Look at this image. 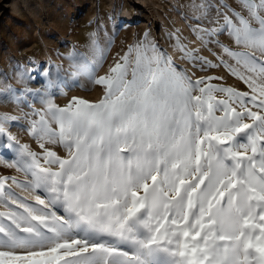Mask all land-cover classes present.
<instances>
[{"label":"snow or ice","instance_id":"obj_1","mask_svg":"<svg viewBox=\"0 0 264 264\" xmlns=\"http://www.w3.org/2000/svg\"><path fill=\"white\" fill-rule=\"evenodd\" d=\"M238 5H196L193 31L220 46L248 92L191 80L148 33L103 76L95 40L91 61L72 54L71 75L86 74L103 96L60 107L37 94L44 107L27 130L42 151L17 145L7 166L24 180L0 176V264H264V0ZM225 33L240 50L219 44ZM20 95L0 88V102ZM16 119L0 114V136ZM13 185L40 192L37 206ZM57 205L66 216L49 210Z\"/></svg>","mask_w":264,"mask_h":264},{"label":"rangeland","instance_id":"obj_2","mask_svg":"<svg viewBox=\"0 0 264 264\" xmlns=\"http://www.w3.org/2000/svg\"><path fill=\"white\" fill-rule=\"evenodd\" d=\"M202 3L216 7L224 3L234 11H240L238 0H0V88L8 84L21 93L19 103L0 102V114L17 118L0 136V176L24 180L23 172L7 166L18 152L17 145H27L38 154L42 151L27 130L29 120L37 118L31 113L44 107L38 93H49L60 107L68 104L72 97L93 103L102 98L103 87L92 84L86 74L71 75L76 70L73 53L92 60V40L96 41L98 52L104 57L95 69L97 77L105 75L130 45L148 33L149 40L191 80L213 77L209 81L213 86L248 92L247 85L220 63L221 59L232 63L220 46L207 42V37L202 41L201 33L193 31L198 26L194 19L198 15L195 6ZM199 27L209 25L199 22ZM216 39L220 45L240 50L227 33ZM181 48L220 66L207 67L186 58ZM214 95L216 99H227L223 93ZM216 115L222 113L218 111ZM7 137L15 139L8 140ZM46 147L66 156L59 145ZM11 190L37 206L33 197L40 192H25L15 185ZM49 210L57 215H67L58 205Z\"/></svg>","mask_w":264,"mask_h":264}]
</instances>
